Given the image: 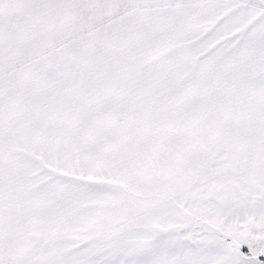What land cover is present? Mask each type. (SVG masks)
<instances>
[{
  "label": "snow or ice",
  "instance_id": "1",
  "mask_svg": "<svg viewBox=\"0 0 264 264\" xmlns=\"http://www.w3.org/2000/svg\"><path fill=\"white\" fill-rule=\"evenodd\" d=\"M0 264H264V0H0Z\"/></svg>",
  "mask_w": 264,
  "mask_h": 264
}]
</instances>
